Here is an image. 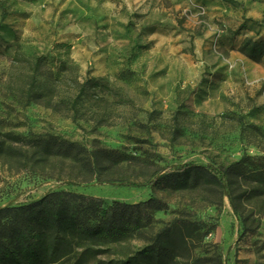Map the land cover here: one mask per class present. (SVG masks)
Wrapping results in <instances>:
<instances>
[{"label":"rangeland","instance_id":"374dc122","mask_svg":"<svg viewBox=\"0 0 264 264\" xmlns=\"http://www.w3.org/2000/svg\"><path fill=\"white\" fill-rule=\"evenodd\" d=\"M248 40L264 41V0H0V145L29 154L0 152V208L58 190L107 203L155 197L168 208L129 240L132 251L176 224L184 232L175 264H264V197L238 201L254 221L246 232L227 188L134 186L189 164L216 169L250 157L264 166V59L240 52ZM89 79L114 94L81 96L75 114L69 101ZM7 134L57 136L138 159L111 171L123 182L70 185L68 163L44 174L35 152Z\"/></svg>","mask_w":264,"mask_h":264},{"label":"trees","instance_id":"16d2710c","mask_svg":"<svg viewBox=\"0 0 264 264\" xmlns=\"http://www.w3.org/2000/svg\"><path fill=\"white\" fill-rule=\"evenodd\" d=\"M240 52L261 63L264 59V41L248 40ZM0 54L2 52L0 51ZM3 55V54H2ZM22 62L32 65L23 59ZM45 57L34 62L35 72L43 66ZM33 66V65H32ZM78 95L69 101L78 113L81 96L89 100L102 98L100 93L114 91L99 81L89 79L77 85ZM74 119L77 116L74 115ZM10 142L34 151L36 168L47 174L52 163H68L71 168L68 184L123 182L111 171L131 160L138 159L118 150L101 146L89 148L57 136L22 137L7 134ZM9 156L26 157L28 152L4 149ZM48 178H55L53 176ZM159 191L229 190L230 202L240 216L246 232L253 231L254 221L239 213L238 201H255L264 197V166L257 167L250 157L238 163L211 169L203 165H184L149 182ZM245 186V188H240ZM237 187L241 195L234 196ZM168 205L152 197L129 204L120 201L107 203L103 198L82 193L58 190L30 203L0 208V264H175L178 242L183 230L171 224L156 235L152 244L132 251L127 243L155 223L154 214L167 210ZM102 254H118L119 259L99 260Z\"/></svg>","mask_w":264,"mask_h":264}]
</instances>
